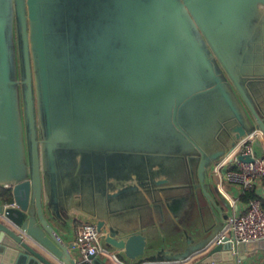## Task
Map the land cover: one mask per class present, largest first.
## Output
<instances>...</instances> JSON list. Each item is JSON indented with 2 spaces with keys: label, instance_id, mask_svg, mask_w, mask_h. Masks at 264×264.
Here are the masks:
<instances>
[{
  "label": "water",
  "instance_id": "1",
  "mask_svg": "<svg viewBox=\"0 0 264 264\" xmlns=\"http://www.w3.org/2000/svg\"><path fill=\"white\" fill-rule=\"evenodd\" d=\"M258 132L264 0H0V264H108L82 260L73 217L123 264L264 252L213 245L225 217L172 246L141 225L149 208L186 215L199 190L216 207L209 171Z\"/></svg>",
  "mask_w": 264,
  "mask_h": 264
},
{
  "label": "built area",
  "instance_id": "2",
  "mask_svg": "<svg viewBox=\"0 0 264 264\" xmlns=\"http://www.w3.org/2000/svg\"><path fill=\"white\" fill-rule=\"evenodd\" d=\"M258 135H252L239 145L234 152L233 161L224 160L216 166V171H219L229 183L238 186L243 194L256 187L258 182L264 181V156L257 155L255 151ZM240 155L250 156L253 161H241ZM0 218L2 219L1 214ZM101 236L93 223L82 221L76 225L75 247L83 261L89 257L98 258L102 255L117 260L114 253L103 247ZM224 241L237 245L264 242V207L261 198L250 200L244 212L234 213L227 218L223 229L213 240V245H219ZM235 252L237 254L238 251ZM238 264L247 263L239 261Z\"/></svg>",
  "mask_w": 264,
  "mask_h": 264
},
{
  "label": "crops",
  "instance_id": "3",
  "mask_svg": "<svg viewBox=\"0 0 264 264\" xmlns=\"http://www.w3.org/2000/svg\"><path fill=\"white\" fill-rule=\"evenodd\" d=\"M260 140L264 142L263 137ZM212 169L215 170V167ZM212 169L209 171L208 187L218 205L216 207L213 206L204 196L203 192L199 190L195 192L196 199L194 205L188 210L186 215L185 213H182L180 217H177L170 212L165 215L166 217L163 218L160 216L158 218L156 214L153 213V210H150L149 208V213L147 214V217L143 216L141 225L150 228L148 236L154 243L164 246L162 240L165 238L166 243L172 246L173 241L185 229L189 235L195 236L197 241L200 239L201 235L205 234L207 231L210 232L212 229L221 225L224 217L227 220L232 214H239L245 211L248 203L242 200V190L238 186L229 183L223 175L221 176L219 171H213ZM255 188L257 193L263 197L264 181L258 182ZM121 215H123V212H121ZM72 219L73 227L71 234L73 239H75V227L82 221L76 220L75 217L71 218V220ZM127 220L131 221L129 219ZM55 221L57 229L63 230L60 222L57 220ZM123 221L125 220L123 219ZM237 254L240 253L237 252ZM263 255V251L246 252L247 259L243 262L247 264H262ZM102 256L98 257L102 262L108 264H123L118 259H108L107 255Z\"/></svg>",
  "mask_w": 264,
  "mask_h": 264
},
{
  "label": "trees",
  "instance_id": "4",
  "mask_svg": "<svg viewBox=\"0 0 264 264\" xmlns=\"http://www.w3.org/2000/svg\"><path fill=\"white\" fill-rule=\"evenodd\" d=\"M2 195H3V199L6 202H12V197H11V192L4 190L2 191ZM255 198H261L262 199V203H263V207H264V199L257 193V190L255 187H253L251 190L245 192L242 195V200L246 203H248L250 200L255 199Z\"/></svg>",
  "mask_w": 264,
  "mask_h": 264
},
{
  "label": "bare ground",
  "instance_id": "5",
  "mask_svg": "<svg viewBox=\"0 0 264 264\" xmlns=\"http://www.w3.org/2000/svg\"><path fill=\"white\" fill-rule=\"evenodd\" d=\"M258 134H259V132H258ZM234 152H235V151H234ZM234 152L231 153V154L226 155V156L223 158V161H224V160H231L232 158H234ZM110 253H113V252L110 251Z\"/></svg>",
  "mask_w": 264,
  "mask_h": 264
},
{
  "label": "rangeland",
  "instance_id": "6",
  "mask_svg": "<svg viewBox=\"0 0 264 264\" xmlns=\"http://www.w3.org/2000/svg\"><path fill=\"white\" fill-rule=\"evenodd\" d=\"M258 138H262V136H260V135H258ZM223 161L221 160V161H219L214 167H215V170H216V166L218 165V164H220V163H222ZM213 171H215L214 169H212ZM103 257V256H102Z\"/></svg>",
  "mask_w": 264,
  "mask_h": 264
}]
</instances>
